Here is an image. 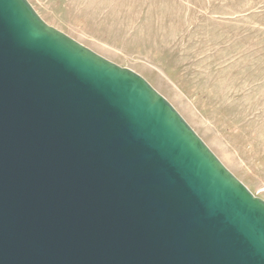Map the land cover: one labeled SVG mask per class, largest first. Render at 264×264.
Wrapping results in <instances>:
<instances>
[{"label": "water", "instance_id": "1", "mask_svg": "<svg viewBox=\"0 0 264 264\" xmlns=\"http://www.w3.org/2000/svg\"><path fill=\"white\" fill-rule=\"evenodd\" d=\"M0 264H264V198L141 74L0 0Z\"/></svg>", "mask_w": 264, "mask_h": 264}, {"label": "rangeland", "instance_id": "2", "mask_svg": "<svg viewBox=\"0 0 264 264\" xmlns=\"http://www.w3.org/2000/svg\"><path fill=\"white\" fill-rule=\"evenodd\" d=\"M49 24L141 74L264 198V0H29Z\"/></svg>", "mask_w": 264, "mask_h": 264}]
</instances>
